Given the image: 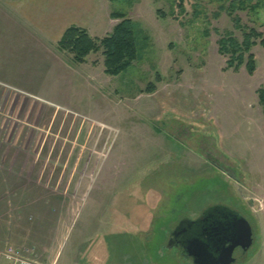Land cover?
<instances>
[{"label": "rangeland", "instance_id": "374dc122", "mask_svg": "<svg viewBox=\"0 0 264 264\" xmlns=\"http://www.w3.org/2000/svg\"><path fill=\"white\" fill-rule=\"evenodd\" d=\"M235 1L184 0L181 11L176 0H101L95 22L107 30L96 37L121 23L112 14L127 16L142 45L134 66L112 77L102 52L73 67L61 58L58 82L44 89L52 97L0 99L10 131L0 135V252L8 245L28 264H187L168 247L178 224L161 243V221L224 206L253 230L236 264H264V49L252 48L253 76L246 65L228 70L219 53L228 35L264 36V0L230 13ZM55 62L45 55L44 75ZM174 114L212 119L221 140L203 124L163 131Z\"/></svg>", "mask_w": 264, "mask_h": 264}, {"label": "crops", "instance_id": "0c3cea01", "mask_svg": "<svg viewBox=\"0 0 264 264\" xmlns=\"http://www.w3.org/2000/svg\"><path fill=\"white\" fill-rule=\"evenodd\" d=\"M101 6V0H0V99H46L52 92L44 89L58 82L61 58L67 67H73L71 61L76 64L59 47L65 32L77 26L98 38L107 30L104 22H95ZM50 53L56 65L49 76L44 75L43 60ZM5 125L0 124V135L10 133Z\"/></svg>", "mask_w": 264, "mask_h": 264}, {"label": "trees", "instance_id": "16d2710c", "mask_svg": "<svg viewBox=\"0 0 264 264\" xmlns=\"http://www.w3.org/2000/svg\"><path fill=\"white\" fill-rule=\"evenodd\" d=\"M124 0H110L111 3H118ZM181 11H184V0H176ZM239 7L237 8V4ZM245 3L241 0L235 1L231 4L229 12H235L239 10H245ZM112 18L115 20H122L120 24L116 26L113 33L108 37L103 39L93 38L90 36L87 30L79 28L77 26L70 27L64 34L62 40L60 41L59 47L61 51H65L73 55L74 62L76 64H85L87 59L92 54H98L102 52V55L105 58L104 67L105 74L108 76L116 77L122 73L129 70L132 66L135 65L141 59V39L138 37L139 31L137 25L127 19V16L114 13ZM235 22L240 25V20L235 19ZM260 45L264 49V36L261 33H258L255 29L251 30L249 33H245L244 41L242 43L234 39L233 36L228 35V37H223L219 42V53L221 56L229 57L227 62L228 70L239 71V69L246 65V70L250 76H253L257 70L256 57L252 53V48ZM159 78V77H158ZM157 78V80H159ZM147 93L153 94L156 92V85L150 84L146 90ZM259 102L264 110V86L258 91ZM193 116L187 115L183 117L178 114L171 115L168 119L160 122L163 131H169L170 126L180 125V126H189L193 127L194 124L200 125L203 124L205 127L204 132H208L213 128L216 138L221 140L219 131H217V126L212 119H201L196 120L191 119ZM193 124V126H191ZM156 125V124H155ZM171 126V127H172ZM157 127H159L157 125ZM202 128V127H201ZM216 129V130H215ZM182 195H176L175 199L181 198ZM172 209V208H171ZM169 216V215H168ZM185 220V218H183ZM188 219V218H186ZM181 221V220H180ZM179 224L176 222H171L169 220L163 219L161 225L163 230L158 228L159 241H164L167 238L168 233L171 230L170 226ZM160 225V223H159ZM160 225V226H161ZM170 229L168 230L167 228ZM167 229V230H165ZM157 245H154V247Z\"/></svg>", "mask_w": 264, "mask_h": 264}, {"label": "water", "instance_id": "95a60500", "mask_svg": "<svg viewBox=\"0 0 264 264\" xmlns=\"http://www.w3.org/2000/svg\"><path fill=\"white\" fill-rule=\"evenodd\" d=\"M184 224L198 226L197 233L181 231ZM180 225L173 236L187 234L184 249L194 264H236L253 246L251 224L228 207L210 208L199 220L185 219Z\"/></svg>", "mask_w": 264, "mask_h": 264}, {"label": "flooded vegetation", "instance_id": "af4514ba", "mask_svg": "<svg viewBox=\"0 0 264 264\" xmlns=\"http://www.w3.org/2000/svg\"><path fill=\"white\" fill-rule=\"evenodd\" d=\"M205 214V212L198 218V219H196V220H194V221H197V220H199L203 215ZM181 225H180V223L178 224V225H176V227L172 230V233H170L168 236V238H167V242H168V247L170 248V249H175V250H177L178 252H179V254H180V256H182L186 261H187V264H194V260L191 258V257H189L188 256V254H187V252H185V249H184V245H185V242H186V235H184V234H180V236H177V237H175V236H173V233L180 227ZM181 231H187V233L188 232H190L192 235H194L195 233H197V231H198V226H195V225H188V224H184V225H182V228H181ZM182 232V233H183ZM248 252H249V250H248ZM248 252H247V254H248ZM246 254V255H247ZM245 255V256H246ZM244 256V257H245ZM242 260V258L241 259H239L238 260V262H240ZM237 262V263H238Z\"/></svg>", "mask_w": 264, "mask_h": 264}, {"label": "built area", "instance_id": "2783aa9c", "mask_svg": "<svg viewBox=\"0 0 264 264\" xmlns=\"http://www.w3.org/2000/svg\"><path fill=\"white\" fill-rule=\"evenodd\" d=\"M6 251L0 252V254L5 258L8 264H28L25 256L23 257L20 253H15L8 245L6 246Z\"/></svg>", "mask_w": 264, "mask_h": 264}]
</instances>
